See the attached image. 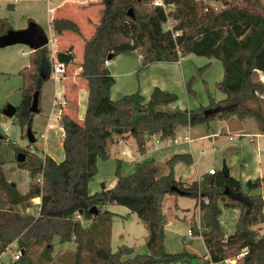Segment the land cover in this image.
Segmentation results:
<instances>
[{
  "label": "trees",
  "instance_id": "obj_1",
  "mask_svg": "<svg viewBox=\"0 0 264 264\" xmlns=\"http://www.w3.org/2000/svg\"><path fill=\"white\" fill-rule=\"evenodd\" d=\"M154 1L162 4L153 5ZM209 1L100 0V23L89 39H83L82 59L76 66L88 91L84 119L77 121V115L64 111L60 118L63 161L43 157L32 144L19 150L24 160L18 161V166L29 172L31 179L28 192L21 194L5 179L0 150V260L16 243L20 256L13 264H55L58 240L60 245L75 243L68 260L75 264H203L201 257L186 249L179 253L167 250L164 202L168 195H177L171 191L177 186L198 201L201 226L194 225L191 230L193 236L203 238L210 262L222 264L245 251L237 264H264V236L256 228L264 224V194H251L262 187L260 179L244 185L215 171L201 183L184 187L176 180L175 169L179 164L191 167L193 159L180 153L167 160V175H162L154 159L136 162L133 172L124 175L117 160L116 185L108 188L102 183L100 191L90 192L98 163L109 160L111 147L123 139L133 138L139 153L146 155L153 137L168 140L179 128L209 125L215 120L226 121L231 132H239L248 118L264 135V100L256 95L264 94V84L256 80L258 72L264 73V7L260 0H214L221 3L215 9ZM130 9L133 18L128 15ZM171 18L176 24L167 31L164 27ZM53 27L57 36H81L71 21H56ZM11 29L9 20L0 18V37ZM135 51L141 54L143 67L178 62L187 55L220 61L224 75L216 88L226 98H211L208 106L184 110L171 108L178 101L177 94L159 88L148 101L140 92L113 100L115 78L105 62L111 55L115 59ZM50 71L51 51L44 48L32 52L30 67L20 72L22 102L16 107V117L24 133L35 117L30 112L33 96L41 93ZM188 91L195 95L192 82ZM72 103V99L66 100V107ZM5 140L3 137L0 142ZM37 198L41 203L34 214L15 210L22 204L32 208L31 202ZM109 206L125 207L138 216L148 231L147 254H135L129 246L112 251L109 232L102 230L111 226L117 215ZM94 207L96 214L91 212ZM223 208L239 212L230 235L221 226ZM36 249L41 250L38 260L34 259Z\"/></svg>",
  "mask_w": 264,
  "mask_h": 264
},
{
  "label": "crops",
  "instance_id": "obj_2",
  "mask_svg": "<svg viewBox=\"0 0 264 264\" xmlns=\"http://www.w3.org/2000/svg\"><path fill=\"white\" fill-rule=\"evenodd\" d=\"M1 2L3 5L0 6V18L8 19L13 29L22 30L27 28L30 22H35L47 33L50 40V44L47 48L51 53H68L72 56L73 61L76 53H78L80 62L83 52V39H89L92 36L96 26L100 23L103 9L99 3L100 0H0V3ZM56 21L73 22L80 29L82 37L75 34L57 36L53 27ZM28 49V47L22 45L0 49V82L5 83L3 87L7 86L6 88L8 89L9 86L15 83L23 85L20 72L30 67V56L32 51ZM70 49H72L71 52H68ZM217 61L216 59H206L205 57L187 55L181 57L178 62H160L143 67V58L139 51L119 55L111 60L107 67L115 78V85L111 90V98L117 100L123 96L140 92L146 101H148L154 89L159 88L177 94L178 101L171 105L172 109L184 110L194 109L199 106H207L211 98L215 101H221L226 98V95L219 92L216 88V84L223 79L224 75V69L220 68L221 66L216 69L218 72L214 79L208 80L206 75H201V69L206 62H209L210 66H212ZM68 70L72 71V75H70V77L67 76L63 80V82L65 80L67 82L56 83L49 77L42 85L39 106L41 108L40 110H44V112L46 110V118L44 117L42 121H39L38 116L35 115L32 121V130L34 131L33 126L36 125L38 130L40 129L43 131L41 137L45 136L46 138L44 143L45 146L46 143L48 144V142L54 138L60 140L61 143L63 142L64 131L60 125L56 124V122L60 120V109L70 116L77 115L80 121L83 120L85 116L88 99L85 80L78 75L80 72L79 68L69 66ZM258 77L260 81L264 83V73L258 72ZM11 80L19 82H9L8 85L6 82ZM191 82L192 90H194L197 98L188 91V85ZM200 94L201 99L198 98ZM71 99L76 103L77 112L75 111L73 113L75 115L71 114L73 111H71L72 109H70V107L59 106V102L64 100L69 101ZM6 130L8 131V129ZM222 135L226 136L228 146L220 151V157L217 161L218 168L212 165L208 170L200 171L199 173H196L197 171L194 173L191 171L186 174L184 180L176 176L175 169L176 180L183 183L197 182L203 179L204 176L210 175L209 171L211 169L221 171L222 169L220 166L223 160V163L227 164L229 175L240 180L244 185L249 181L254 182L258 179L262 180V187L254 190L251 194H264V135L259 133L253 119H246L243 122V130L239 132H231L227 122L223 120H215L209 125L179 128L175 136L171 139L161 140L159 137L151 138L146 146V155H141L139 153L137 144L133 138L123 139L111 147L110 159L114 154L116 160L121 161L122 167L131 164L132 166L129 169L134 170V164L136 162L146 159H154L157 162L154 154L160 153L165 160H169V158L173 157L175 154L186 153L191 155L194 165L192 166L196 169V149H201V152L204 153L205 151L203 150L208 148V141H211L213 150L216 151L217 148L215 145H217ZM197 142L200 143L196 144ZM136 153H139V155L136 156ZM123 154H132V156L136 158L127 160L122 156ZM45 155L50 156L46 150ZM167 156H169V158H167ZM179 165L183 166V164ZM192 166L189 168H193ZM195 173L197 174L196 177H194ZM165 174L167 175L168 172L166 171ZM26 175L29 174L26 173ZM29 181L30 179L28 178V181H26L27 186L28 183H30ZM19 185L18 183L17 186L19 187ZM115 185L116 183L112 188ZM28 190L29 188L26 187V190L24 189L22 193L26 194ZM170 197H172L176 209L179 210L178 198H176V196L174 198V196L171 195ZM35 200L36 207L33 204L35 207L33 212L30 211L31 207H27L24 204L15 207V210L21 214H34L37 206L41 203L40 198ZM111 207L112 206H109L108 209L111 210ZM195 207L199 213V223L197 222V225L200 227L201 212L198 207V201H196ZM238 216L239 212L237 210L223 208L221 218L225 217L226 219L234 220L238 219ZM221 218V226L224 232H226ZM226 224L228 223L226 222ZM167 225L168 223L165 221V244L167 242ZM192 238H194V236H192ZM197 238L201 239L203 242V251L198 253L192 249L187 250L186 248V250L201 257V263L211 264L209 263L208 252L203 238L201 236ZM191 242L193 243V241ZM56 243L57 251L55 255L57 260L55 264H65L66 259L70 258L76 245L73 242L60 245L58 244V240H56ZM192 246L191 244V247ZM2 260L1 257L0 261L4 263Z\"/></svg>",
  "mask_w": 264,
  "mask_h": 264
},
{
  "label": "rangeland",
  "instance_id": "obj_3",
  "mask_svg": "<svg viewBox=\"0 0 264 264\" xmlns=\"http://www.w3.org/2000/svg\"><path fill=\"white\" fill-rule=\"evenodd\" d=\"M261 4L264 7V0H260ZM157 1L153 2V5H156ZM3 3H0V6H2ZM209 5L215 9H218L221 7V3L218 1L211 0L209 1ZM175 25L173 23V19H169V22L164 27L166 30L167 27L172 28ZM82 37V36H81ZM29 50V49H28ZM208 59V58H206ZM80 61H79V54L76 53L74 62L72 64L73 67L76 68L79 67ZM221 66L220 68H223V65L221 62H215L214 65L210 66L209 62H206L204 67L201 69V75H206L207 79H214L217 75V68ZM210 69V70H209ZM224 69V68H223ZM72 75V71L68 70L67 76L70 77ZM210 77V78H209ZM70 80V79H68ZM256 80L260 81L259 77L256 78ZM72 81V80H70ZM9 82H19V81H8ZM67 82L66 80L63 82ZM262 84H264L262 81H260ZM5 83L0 82V135L2 138L4 137L6 140L0 142V150L1 153L5 159V164L2 167L5 179L7 182L12 183L16 186L18 192L22 193L24 189L26 190V187L29 188V185L31 183L30 179V173L27 171H24L19 168L18 166V160L17 155L19 154L18 151L21 149L28 148L29 142L27 139V132H22L20 123L17 119V117H14L13 119H9L3 116V110L7 105H13L18 107L22 102V84L15 83L8 87H3ZM19 85V86H18ZM196 97V94L195 96ZM197 98V97H196ZM199 99H201V94L198 96ZM194 99V98H193ZM53 105V104H52ZM208 106V105H207ZM58 107V106H57ZM41 109V108H40ZM71 111H73L71 114H73L75 111L77 112L76 103H72V106H70ZM46 110H41V112L37 115L38 120L42 121L43 118H46ZM77 121L78 118L74 117ZM55 119V118H54ZM251 119V118H248ZM57 120V119H56ZM56 124L60 125L59 122H56ZM61 126V125H60ZM34 133L37 142L35 144H32V148L38 153L41 154L43 157H45V150L47 153L52 157L56 162L60 163L64 159V151L63 146L60 140L53 139L46 143L45 146V136L41 137L42 130H38L36 125L33 126ZM8 129V131L6 130ZM22 141V142H21ZM19 143V144H17ZM23 143V144H22ZM200 142H197L196 144H199ZM209 144H207L206 149L204 153L201 152V149H196L195 151V163H196V169L189 168L185 165H179L176 168V176L179 179L184 180L186 177V174L193 171H197L196 173H199L200 171L208 170L209 167L212 165H215V167L218 166V158L220 157V151L225 149L228 146V140L226 139L225 135H222L220 139L218 140L217 145L215 147L217 148L216 151L213 150V145L211 141H208ZM22 144V145H21ZM15 146V147H13ZM114 146V145H113ZM18 148V149H15ZM46 148V149H45ZM139 155V153H136V156ZM122 156L125 157L127 160H132L136 158L135 156H132V154H123ZM154 156L157 159V165L160 167L162 171V175H166V171L168 172V168L166 167L165 158H163L162 154H154ZM169 158V156H167ZM170 159V158H169ZM116 156L113 154L112 158L107 161H101L99 163L98 172L93 181L90 184V192L95 193L101 190V184L104 183L108 188H112V186L117 183V179L115 177V172L117 169V162H116ZM224 164L223 160L221 162V169L223 168ZM227 165V164H226ZM132 165L128 164L126 166H123L121 168V172L123 174H131L133 172V169H129ZM214 167V166H213ZM28 173L29 175H26ZM194 174V177H196L197 174ZM29 176V177H28ZM30 179V183H28V186L26 185V181H28V178ZM198 183L202 182V179L197 181ZM18 183L20 184L19 187L17 186ZM183 183V182H181ZM194 183V182H193ZM192 183L190 182H184L183 186L186 187ZM23 194V193H22ZM263 195V194H262ZM176 196L179 200V210L176 209V207L173 204V199L168 195L166 197L164 202V216L165 221L168 223L167 225V232H166V247L167 250L171 253H178L183 251L187 248V250H193L198 253H201L203 251L204 245L201 239L197 238L198 236H194V238L188 236V231L192 229L194 225H197V222L199 221V213L196 210V201L197 199L192 196H179V195H171ZM32 205L36 203V200H32ZM30 208V211L33 212V209L35 207ZM187 209V210H186ZM111 211L114 212L116 215L113 223L109 227L102 228L104 232H109L110 235V248L113 252H116L120 247L122 246H129L133 248L135 254L143 255L148 253V249L146 246V238L148 236V231L145 228L144 224L140 221L138 216L132 212H130L127 208L122 206H112ZM221 220L224 223V229L225 234L229 235L233 234L235 231V225L237 222V219H226L225 217H222ZM226 222L228 224H226ZM199 223V222H198ZM200 229V227L198 226ZM259 231L260 236H264V224L259 225L256 227ZM192 232V230H191ZM193 235V234H192ZM193 241V243L191 242ZM191 244L193 245L191 247ZM57 246V245H56ZM55 246L54 254L57 251V248ZM41 250L36 249L34 252V259L38 260L40 256ZM18 254V249L16 243H13L11 245V249H8L2 256V261L4 264H13V257ZM66 259L67 264H75L73 259H70L71 262Z\"/></svg>",
  "mask_w": 264,
  "mask_h": 264
},
{
  "label": "water",
  "instance_id": "obj_4",
  "mask_svg": "<svg viewBox=\"0 0 264 264\" xmlns=\"http://www.w3.org/2000/svg\"><path fill=\"white\" fill-rule=\"evenodd\" d=\"M141 2L142 0H138ZM128 15L130 17H134L133 15V9H130L128 12ZM50 44L49 37L45 30L38 25L35 22H30L27 26V28L22 30H15L11 29L9 30L5 35L0 37V49L16 46V45H22L28 47L32 52L47 48ZM57 60L61 63H64L66 65H69L72 60V56H70L68 53L65 52H59L57 53ZM108 60H113V56H109ZM40 92H35L30 108V112L34 115H38L40 110ZM17 108L13 105H7L3 110V116L9 119H13L16 117L17 114ZM27 139L29 144H35L37 142L35 134L33 133L31 124L29 125L27 129ZM0 140H2V136L0 135ZM17 160L19 162L24 160V155L19 154L17 156ZM226 176H229V169L227 168L226 164H224L222 170H221ZM171 191L176 193L179 196H189V193L179 189L177 186H173L171 188ZM92 213H97V208L94 207L91 210ZM82 214V212L80 213Z\"/></svg>",
  "mask_w": 264,
  "mask_h": 264
},
{
  "label": "built area",
  "instance_id": "obj_5",
  "mask_svg": "<svg viewBox=\"0 0 264 264\" xmlns=\"http://www.w3.org/2000/svg\"><path fill=\"white\" fill-rule=\"evenodd\" d=\"M157 4L156 5H161L162 2L160 1H157L156 2ZM169 22V21H168ZM167 22V23H168ZM173 23L176 24L175 21H173ZM167 25V24H166ZM165 25V26H166ZM167 31H172L173 30V27L172 28H169L167 27L166 29ZM110 64V61L107 59L106 62H105V67H108ZM67 72H68V65L64 64V63H61L57 60V53L55 52H52L51 53V71H50V78L52 81L56 82V83H61L63 82V80L67 77ZM257 97L261 100H264V94H261V93H256ZM66 106V100L64 101H61L59 102V106ZM61 114H62V110L60 109L59 110V119L61 118ZM232 140V138H231ZM215 173V170L214 169H211L209 171V174L212 175ZM188 236L189 237H192V232L191 230L188 231ZM245 251H243L240 255H238L237 257L233 258V259H229L227 261H225L224 263L222 264H237L238 261L245 255ZM19 256H20V253H18L17 255H15L13 257V261H16L19 259ZM211 264H213L212 262H209Z\"/></svg>",
  "mask_w": 264,
  "mask_h": 264
}]
</instances>
